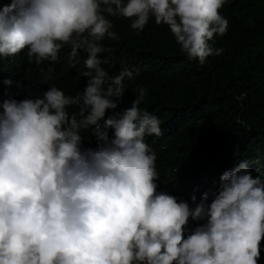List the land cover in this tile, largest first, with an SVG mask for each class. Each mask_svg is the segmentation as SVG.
I'll return each mask as SVG.
<instances>
[{
	"label": "clouds",
	"instance_id": "9594fccd",
	"mask_svg": "<svg viewBox=\"0 0 264 264\" xmlns=\"http://www.w3.org/2000/svg\"><path fill=\"white\" fill-rule=\"evenodd\" d=\"M227 2L0 0V81L17 82L4 66L55 63L65 46L72 67L78 51L87 53L80 75L88 78L75 96L53 85L42 98L12 95L0 104V264H258L264 178L247 161L222 174L210 205L205 193L193 209L157 193V155L145 138L163 133L159 118L140 108L144 89L118 119H104L133 78L128 67L115 76L101 67L99 55L111 51L102 42L120 39L107 17L130 20L137 33L154 18L203 66L224 51L214 44L229 28ZM73 106L80 110L70 115ZM92 126L94 150L92 137L81 145ZM189 219L206 223L185 239Z\"/></svg>",
	"mask_w": 264,
	"mask_h": 264
},
{
	"label": "trees",
	"instance_id": "16d2710c",
	"mask_svg": "<svg viewBox=\"0 0 264 264\" xmlns=\"http://www.w3.org/2000/svg\"><path fill=\"white\" fill-rule=\"evenodd\" d=\"M221 14L229 28L223 37H215L214 47L224 51L203 66L190 62L170 29L157 25L154 18L137 33L130 20L107 17L120 39H105L102 44L111 51L98 57L107 60L101 67L110 76L124 67L133 71V78L124 81L125 95L118 107L107 110L104 119H118L131 107L138 89H144L140 108L159 118L163 133L145 138L157 155V193L174 196L193 209L205 193L210 205L222 174L241 162H248L254 177L264 178V0H228ZM70 53L65 46L55 63L46 61L37 67L28 60L26 67L20 61L4 66L1 73L14 72L17 82L9 86L0 81V104L12 95L42 98L53 85L67 96L82 93L88 78L80 73L87 70V53L78 51L75 67L69 64ZM67 110L71 115L80 109ZM107 132L110 139L114 137L113 129ZM81 135L95 140L91 149L98 147L94 126ZM84 143L89 145L87 138ZM205 223L189 219L184 238ZM260 253L258 264H264V241Z\"/></svg>",
	"mask_w": 264,
	"mask_h": 264
}]
</instances>
